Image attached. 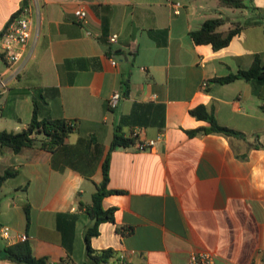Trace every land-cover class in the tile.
Returning <instances> with one entry per match:
<instances>
[{
  "label": "crops",
  "instance_id": "0c3cea01",
  "mask_svg": "<svg viewBox=\"0 0 264 264\" xmlns=\"http://www.w3.org/2000/svg\"><path fill=\"white\" fill-rule=\"evenodd\" d=\"M171 2L181 3L179 13ZM252 2L264 9V0ZM24 7L30 36L14 63L0 57V117L10 126L3 130L27 126L33 104L22 91L34 87H56L46 113L76 129L54 154L38 146L0 149V174L17 171L0 186V227L10 230L9 238L0 235V248L26 235L33 255L51 264H98L86 252L93 219L85 205L102 180L120 116L134 101H153L165 105L164 127L123 131L141 140L160 136L154 147L139 151L134 142L110 152L107 188L122 193L103 198L104 207H115L114 221L100 223L90 239L93 249L115 252L101 264H186L193 251L213 253L216 264H264V83L258 97L242 78L212 80L248 69L256 54L264 63V28L245 25L220 49L189 35L206 19L222 17L218 29L226 31L233 22L255 21L252 13L217 0H0V33ZM79 7L87 13L83 24L74 16ZM150 29H167L165 45ZM114 91L122 98L112 111L106 100ZM199 105L242 136L188 134L209 125L190 114ZM61 212L77 214L69 255L56 227ZM0 264L21 263L1 253Z\"/></svg>",
  "mask_w": 264,
  "mask_h": 264
},
{
  "label": "trees",
  "instance_id": "16d2710c",
  "mask_svg": "<svg viewBox=\"0 0 264 264\" xmlns=\"http://www.w3.org/2000/svg\"><path fill=\"white\" fill-rule=\"evenodd\" d=\"M217 4L219 7L248 9L255 18V21H236L226 31H220L218 28L224 21L222 17L206 19L200 27L189 31L192 41L196 44H211L213 49H220L228 45L232 37L238 34L245 25L256 22L262 24L264 28V9L255 6L252 0H217ZM148 33L158 45H165L167 29H150ZM0 57L4 59L2 53H0ZM66 61L69 62V60ZM237 78L248 81L252 92L261 97L260 92L264 83V63L261 62L257 54L254 56L252 64L248 69L239 70L236 73L222 77H215L212 80L219 83H229ZM123 84L127 87L126 81ZM22 93L31 96L33 104L31 119L27 126L20 131H0V149L8 147L14 153H18L23 147L38 146L53 154L66 149L65 139L70 133L75 131V122L64 118H53L46 113L47 100L58 97V89L56 87H34L24 89ZM260 108L264 110V100H262ZM189 112L198 119H203L209 123L208 126H200L189 130L188 134L190 135L198 133H222L227 136H242L241 133L234 129L218 124L202 105L191 108ZM164 125L165 105L153 101H134L129 113L122 114L115 124L110 148L102 163V180L96 185V191L92 194L91 203L85 205L86 213L93 219V224L86 229L84 234L86 252L89 259L93 262L98 264L108 262V259L114 257L115 254L111 248L95 250L90 246L91 237L96 236L99 232V224L114 221L115 207H104L103 198L109 194L122 193L121 190L107 188L110 152L113 149L134 144L135 137L131 134L130 136H126L123 127H156L157 129H162ZM258 145L263 146L261 144ZM52 164L54 167H57L55 158L52 160ZM16 173V170L6 169L0 174V186L6 178L14 176ZM25 210L28 220V205H26ZM76 221L77 214L71 212L56 214V227L61 233V243L68 251V255L72 250ZM1 253L4 257L21 264H51L46 257L34 256L32 247L27 240L5 245L0 248ZM64 259L61 258L58 264H63Z\"/></svg>",
  "mask_w": 264,
  "mask_h": 264
},
{
  "label": "built area",
  "instance_id": "2783aa9c",
  "mask_svg": "<svg viewBox=\"0 0 264 264\" xmlns=\"http://www.w3.org/2000/svg\"><path fill=\"white\" fill-rule=\"evenodd\" d=\"M171 4L173 12L176 14L179 13L181 3L171 2ZM74 16L80 24L86 22L87 13L84 8H76L74 10ZM29 18L28 8H20L14 13L0 33V51L7 64H12L18 59L21 46L27 42L30 36L31 28ZM116 40V34H111L108 37L109 42H115ZM111 63L116 64L115 60H111ZM5 86V81L0 78V89H4ZM121 98L122 95L120 92H112L106 100L107 108L112 111L116 110L120 104ZM131 135L135 137L136 148L139 151L152 149L156 143V139L160 137L158 136L156 139L141 140L137 138L136 132H132ZM0 235L4 238H9V228L6 226L0 227ZM24 240H27V236H20V241ZM186 264H216V258L215 255L209 251H193L189 253Z\"/></svg>",
  "mask_w": 264,
  "mask_h": 264
},
{
  "label": "rangeland",
  "instance_id": "374dc122",
  "mask_svg": "<svg viewBox=\"0 0 264 264\" xmlns=\"http://www.w3.org/2000/svg\"><path fill=\"white\" fill-rule=\"evenodd\" d=\"M238 11V10H237ZM6 112V114L8 115V113H9V110H7V111H5ZM5 117H7V116H5ZM9 121H5L4 119H1V117H0V131H2L3 129H10L9 127Z\"/></svg>",
  "mask_w": 264,
  "mask_h": 264
},
{
  "label": "water",
  "instance_id": "95a60500",
  "mask_svg": "<svg viewBox=\"0 0 264 264\" xmlns=\"http://www.w3.org/2000/svg\"><path fill=\"white\" fill-rule=\"evenodd\" d=\"M127 93V92H126Z\"/></svg>",
  "mask_w": 264,
  "mask_h": 264
}]
</instances>
